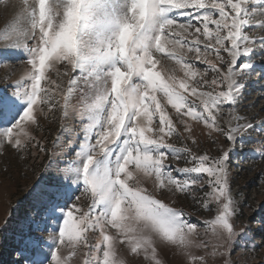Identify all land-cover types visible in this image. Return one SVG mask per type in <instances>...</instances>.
<instances>
[{
  "label": "snow or ice",
  "instance_id": "1",
  "mask_svg": "<svg viewBox=\"0 0 264 264\" xmlns=\"http://www.w3.org/2000/svg\"><path fill=\"white\" fill-rule=\"evenodd\" d=\"M3 2L17 11L0 33V65L28 70L0 87V156H48L13 264H167L162 247L181 264H239L238 248L255 249L251 224L236 227L231 165L264 160V139L250 135L264 133V117L240 111L264 73L254 59L264 0ZM57 112L49 149L38 134ZM182 199L214 215L194 217ZM256 223L264 243V216Z\"/></svg>",
  "mask_w": 264,
  "mask_h": 264
},
{
  "label": "rangeland",
  "instance_id": "2",
  "mask_svg": "<svg viewBox=\"0 0 264 264\" xmlns=\"http://www.w3.org/2000/svg\"><path fill=\"white\" fill-rule=\"evenodd\" d=\"M18 3V0H9V5ZM17 9L6 5L3 0H0V33L8 27L15 17ZM257 34L259 30H254ZM254 59L257 64L264 65V53H258ZM28 66L24 63H18L15 67L10 68L6 65H0V76L4 79L0 80V87H4L10 80L21 79L25 76ZM264 73H261L260 68L250 78L248 86L244 93V99L240 106L241 114L252 116L260 113V117H264ZM60 113H56L57 120L51 124L48 121H42L47 127V131H43L38 135L41 136L48 144L49 149H52V141L56 139L60 133ZM197 135L202 139L206 138V129L196 128ZM252 137L264 139V133L252 131ZM226 143V141H225ZM210 146V145H209ZM257 147L255 140L246 142L244 152L240 153L243 157L248 149ZM55 151H61L56 148ZM47 154L37 155L34 159L29 158L26 162L17 160L14 152L9 151L7 155L0 156V167L5 163L9 166L8 173L0 171V224L11 215L9 226L0 233V264H13V253L17 248V235L21 231V221L26 216L31 208V201L25 199L26 193L31 186L39 179L43 165L47 162ZM233 161L237 160L233 156ZM233 181L232 188L237 194L242 196L241 215L237 220V230L244 227L245 224H251L253 232L256 234L257 245L254 250L238 248L234 253L233 258L239 261V264H264V243H261V226L256 223V218L264 216V181L258 180L261 171L264 170V160L256 159H239L238 163L234 162L231 165ZM83 207H86L90 200L87 197H82ZM181 203L193 213L194 217L208 219L214 215V212H209L205 209L196 210L193 208L191 200L182 199ZM201 228L203 225L200 226ZM46 235V233H41ZM167 264H181V258L174 255L171 249L162 247L161 249ZM122 255H127L125 249H121ZM130 264H145L142 258H133L128 256Z\"/></svg>",
  "mask_w": 264,
  "mask_h": 264
}]
</instances>
